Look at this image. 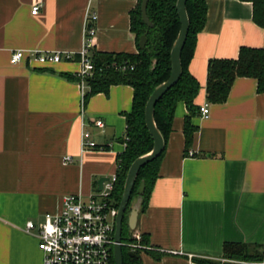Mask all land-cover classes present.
Wrapping results in <instances>:
<instances>
[{"label": "crops", "instance_id": "crops-1", "mask_svg": "<svg viewBox=\"0 0 264 264\" xmlns=\"http://www.w3.org/2000/svg\"><path fill=\"white\" fill-rule=\"evenodd\" d=\"M138 3L0 0V264H43L38 230L27 233L26 224L38 225L45 214L58 212L64 196L99 192L98 182L116 172L134 90L113 86L109 94L91 97L83 111L77 55L89 13L97 16L93 51L137 54L131 13ZM36 5L41 11L33 15ZM243 47L264 50V28L253 20V4L207 0L206 25L189 71L201 86L195 104H208L210 115L192 119L197 131L189 151L195 156L187 157L188 111L184 103L176 107L159 178L134 230L148 240L149 249L140 251L142 264L224 262L226 243L264 252V93L255 79L238 78L224 104H210L206 94L210 61L238 59ZM36 50L76 57L53 66L11 64L13 52ZM84 141L106 150L83 151ZM65 156L73 163L64 165Z\"/></svg>", "mask_w": 264, "mask_h": 264}, {"label": "trees", "instance_id": "trees-1", "mask_svg": "<svg viewBox=\"0 0 264 264\" xmlns=\"http://www.w3.org/2000/svg\"><path fill=\"white\" fill-rule=\"evenodd\" d=\"M131 13V31L139 46L140 40L146 36L148 41L145 49L139 47L137 54L92 52L95 66L94 77L88 79L90 91L86 96L85 108L91 97L103 93L109 94L111 87L118 85L131 86L134 90L132 108L126 113L127 132L126 149L118 157V181L113 194L117 207L122 201L124 187L129 169L139 157L150 153L154 141L145 121V110L154 90L166 82L171 75V50L178 37L181 23L177 12L178 0H149L147 15L152 24L146 26L142 20L141 4ZM253 4V20L264 28V0H238ZM187 13L190 28L187 41L182 51V75L179 81L158 101L155 107L154 119L161 132L165 146L172 132L176 107L179 103L186 105L188 115L185 118V139L187 153L192 145L197 128L192 119L200 114V108L195 104L201 86L189 71V65L194 57L198 35L203 31L207 21V0H187ZM127 67V69H123ZM63 77L73 80L71 75ZM238 78H251L257 81L258 93H264V50L243 47L238 59L211 60L208 66V82L206 87L207 100L210 104L227 102L234 82ZM76 80H78L76 78ZM162 155L155 161L145 165L139 172L131 199L137 194L142 199L140 213H144L159 178ZM142 183L145 184L143 194H140ZM131 202V200H130ZM129 202V205H130ZM128 205V206H129ZM128 210V209H127ZM130 230L128 222L123 223V240ZM128 239V240H127ZM143 245L148 244L146 236ZM130 251L123 248L124 264H142L140 251L136 257L129 256ZM154 259L160 260L161 254L150 251ZM224 262L196 259L199 264H264V252L257 246L247 244L226 243L224 246ZM111 264H115L114 257Z\"/></svg>", "mask_w": 264, "mask_h": 264}, {"label": "built area", "instance_id": "built-area-1", "mask_svg": "<svg viewBox=\"0 0 264 264\" xmlns=\"http://www.w3.org/2000/svg\"><path fill=\"white\" fill-rule=\"evenodd\" d=\"M41 6L33 7L32 14L38 15ZM97 20L96 14L89 13L86 37L83 50L78 56L80 70L76 74L81 90L82 109L85 110L86 96L90 91L88 79L94 77L95 66L92 60L94 37L97 28L94 23ZM76 55L71 52H43L22 51L13 52L11 64L17 65L24 60L29 63L37 62L42 66H53L63 61H73ZM127 69V67H123ZM209 105L200 108V116L208 119L210 115ZM97 127H103V122L97 120ZM83 151L98 150L105 151V146H98L94 142L84 141ZM195 156L189 151L187 157ZM73 163L71 156L63 158V164ZM118 169L104 183L103 189L88 198L80 194L67 195L62 199L61 208L56 213H47L44 220L36 225L33 221L26 224L25 231L32 233L38 230L40 249L43 252V264H111L114 257L116 245V221L119 207L113 200V194L118 181ZM135 242L122 241V248H128L132 253L145 249L140 241L141 234L133 230Z\"/></svg>", "mask_w": 264, "mask_h": 264}, {"label": "water", "instance_id": "water-1", "mask_svg": "<svg viewBox=\"0 0 264 264\" xmlns=\"http://www.w3.org/2000/svg\"><path fill=\"white\" fill-rule=\"evenodd\" d=\"M149 0H143L141 4V12H142V20L146 24V26L151 27L152 24L147 15V7H148ZM187 0H178L177 2V12L180 19L181 27L178 34V37L172 47L171 50V75L170 78L159 85L152 95L149 98V101L146 106L145 110V121L147 129L152 136L154 141V147L152 151L146 155H143L136 159L133 164L131 165L126 182L124 187V193L122 197V201L119 206L118 217L116 221V233H115V240L116 245L114 247V260L115 264H124V257H123V248H122V234H123V223L127 213L128 205L131 200L132 192L134 190L136 180L140 170L147 164L155 161L158 159L163 151L165 150V142L163 136L154 119L155 107L159 100L179 81L182 75V62L181 56L182 51L187 41L189 28H190V21L189 16L187 13ZM147 37L143 36L140 40L139 47L141 49H145L147 45ZM108 180V178H102L98 182L99 191L103 189L104 183ZM145 190V184L142 183L140 188V194L142 195ZM142 204V199L139 198L137 203L134 206V209L131 212L129 218V226L131 230H135L138 215L140 212ZM129 256L134 258L136 257L135 253H129Z\"/></svg>", "mask_w": 264, "mask_h": 264}, {"label": "rangeland", "instance_id": "rangeland-1", "mask_svg": "<svg viewBox=\"0 0 264 264\" xmlns=\"http://www.w3.org/2000/svg\"><path fill=\"white\" fill-rule=\"evenodd\" d=\"M138 200H139V197L137 196V194H134L132 199H131L130 205L128 206V210H127V213H126V216H125V222L129 223V218H130L131 212L134 209V206H135V204L137 203ZM126 234H127L126 237L128 236L130 241L135 242L134 239L132 240V238H133V235H132L133 234V230H131V229L128 230ZM124 242H126V241H124ZM127 242H129V241H127ZM140 242L142 243L143 239H141ZM126 249L128 250V248H126Z\"/></svg>", "mask_w": 264, "mask_h": 264}]
</instances>
